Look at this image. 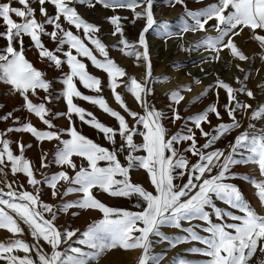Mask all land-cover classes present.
<instances>
[{
    "label": "snow or ice",
    "instance_id": "6c2138e0",
    "mask_svg": "<svg viewBox=\"0 0 264 264\" xmlns=\"http://www.w3.org/2000/svg\"><path fill=\"white\" fill-rule=\"evenodd\" d=\"M33 2L38 3L43 21L37 20V9L32 6ZM155 2L95 0L104 8L132 10L133 23L136 19H145V26L139 32L138 39L130 41L121 23L127 17H107L113 26L111 35L119 37L111 47L122 55L134 57L137 66H140L141 61L144 64V78L138 81L128 76L126 70L110 57L109 46L98 35L100 27L83 19L73 6L86 4L92 7L93 0H0V24L4 28L0 31V39L6 41V46L0 50V82L8 84L13 92L19 94L24 102L23 109L45 125L44 129H38L30 121H22L21 117L14 115V111L19 109L0 116V121H12L11 126L0 131V228L24 235L21 223L6 211L10 210L27 226L35 241L30 244L23 239H15L0 243V260L6 261V264H92L106 250L117 246L124 250H141L137 264H160L166 250L154 253L152 250L156 244L167 242L170 247H175L193 241L203 247L193 246L185 251L207 259L194 262L178 255L172 258L170 264H252L258 251L261 254L257 258L259 264H264V215H260L245 199L239 186L231 182L238 178L233 169L240 165H256L260 176L264 177V128H257L253 123L264 119V103H258L254 109L252 104L240 100V95L252 100L256 98L244 83L248 75L243 80L237 78L239 87L236 88L217 79L214 85L206 87L190 103L198 101L212 88L223 89L227 96L223 108L230 122H223L218 102H214L201 112L187 117L189 123L168 136L163 123L168 117L148 100L153 94L151 84L167 80L168 77L153 79L146 39L149 30H154L158 37L165 40L189 31H206L205 26L214 19L216 23L213 27L217 34L195 42L192 48L204 47L213 51L216 55L212 59H217L219 52L227 48L233 57L245 61L249 57L238 49L233 37L240 35L245 28L250 29L251 38L264 49V34H260L264 32V0H217L197 11L187 10L184 0H165L170 6L173 3L185 6L184 15L188 19L183 16L180 18L178 32L172 30L174 26L171 22L155 20ZM13 3L20 6H13ZM47 4L54 7V14H49ZM142 6V11H136L137 7ZM13 17L19 18V22ZM65 24L75 28L76 32L66 28ZM48 26H51V31L47 30ZM81 31L83 37L79 35ZM45 36L55 44L54 48L49 49L45 45L42 39ZM25 37L30 38L39 59L47 61L61 73L58 82L63 85L61 95L66 111L53 112L47 106L60 97L55 95L53 81L26 58ZM94 52H98L103 59L98 58ZM80 57L87 58L93 67L107 74V87L113 99L132 118L134 124L130 125L125 115L111 108L102 95H85L78 89L77 81L91 92L103 91L101 79L87 70V65ZM65 65L67 72L63 70ZM174 67L182 65L176 64ZM121 86L134 97L143 109V114L128 107L118 91ZM190 87L181 85L166 93L172 105H178L184 99L181 91L190 90ZM37 90L43 91L45 95L40 97L39 103H34L30 94L37 96ZM216 95L218 101L219 91ZM75 99L97 106L114 118L118 127L105 125L93 113L74 103ZM172 105L169 107L171 119L175 123L183 117ZM237 113H250L248 128L235 137L227 152L214 148L218 140L241 127ZM210 115L220 121L212 127L211 132L205 131L203 127L204 124L211 125ZM60 117L68 120L67 128H58L53 123V120ZM73 117L102 133L112 147L101 146L78 131ZM197 131L200 137L205 138L202 145L199 144ZM11 133L30 134L40 143L56 142L51 161L49 153L42 150L40 168L47 169L55 164L60 171L50 175L41 173V179H37L36 173L39 170L25 156V151L32 145L22 140L9 139ZM117 136L120 138L119 144ZM137 136L142 138V142H136ZM14 143L16 150L12 147ZM121 155L124 156V162L120 159ZM77 157L81 160L79 165L74 159ZM191 157L196 158L195 162H192ZM101 162L104 166H101ZM137 169L147 174L151 191L132 181L131 173ZM9 174L13 177L23 174L34 191L30 192L23 184L9 181ZM244 179L254 186L256 197L264 205V179L257 180L247 175ZM177 180L182 183H176ZM61 182L66 186L63 192L58 187ZM41 185H47L52 190L54 199L59 195L61 202L53 205L42 201L39 191ZM97 188L113 197L138 198L135 204L138 210L116 209L105 205L93 194ZM73 193L82 195L76 200H64V197ZM216 201H221L231 210L218 207ZM72 208L98 210L103 218L88 225L84 231L59 228L55 224L58 214L67 213ZM46 214L51 218H46ZM213 215L219 222H213ZM195 220L202 221L203 225H192L191 222ZM182 222H188L190 226L183 227ZM163 228L180 229L186 235L169 236L162 231ZM196 229L207 235H200ZM152 237L158 239L153 240ZM41 240L50 246V253L44 250ZM17 251L25 255L17 256L14 254Z\"/></svg>",
    "mask_w": 264,
    "mask_h": 264
},
{
    "label": "rangeland",
    "instance_id": "374dc122",
    "mask_svg": "<svg viewBox=\"0 0 264 264\" xmlns=\"http://www.w3.org/2000/svg\"><path fill=\"white\" fill-rule=\"evenodd\" d=\"M217 0H184V5H186L187 10L197 11L203 9L210 4L216 3ZM94 6L90 7L86 4H74L73 6L76 8L77 12L85 19L87 22L98 25L101 29V32L98 35L101 36L102 42L109 46V54L110 57L114 59V61L122 68H124L128 74V76L135 77L138 81H142L145 74V67L143 62L141 61L140 66L136 65L134 57H128L122 55L120 51L112 48L113 44H116L119 37H114L111 35V31L113 30V26L108 22L107 17L112 15H119L121 17H127V19H122L121 23L124 26V32L127 39L130 41H136L138 39L139 32L145 26V19L140 18L136 19L133 23L134 14L133 11L127 8L122 9H111L104 8L101 4L95 3L93 0ZM181 4L173 3L171 6L165 2V0H156L153 6L154 18L157 22L168 21L173 24V31L180 30V18L183 16L185 19H188L185 14V6ZM13 6L19 7L20 5L13 3ZM32 6L37 9L36 18L37 20L43 21L44 17L39 14V5L38 3L33 2ZM46 8L49 14H54L55 9L51 4H47ZM142 7H137L136 11H142ZM19 22V18L13 17ZM189 23L191 21L189 20ZM216 21L210 20L208 24L205 26L206 31L196 30L195 32L189 31L183 33L182 36H172L167 38L166 40L157 36L154 30H149L146 33V39L149 45L150 52V60L152 65V77L153 79L157 77L167 76V80H161L160 82H155L151 84V88L153 89V94L148 97L149 103L153 105L156 109L161 110L165 113L168 119L163 121L165 127L167 128L168 136H171L180 128H182L185 124H188L187 117L192 116L193 114L201 112L205 109L209 104L218 102L219 110L221 112V116L223 118V122H230L227 113L225 112L223 105L227 103V96L223 89L212 88L206 95L201 97L195 103H190L193 98L200 95L201 92L204 91L206 87L209 85H214L217 79H221L224 82L229 83L232 87H239L237 84V78L241 80L244 79L245 75H248V79L244 81L247 88L252 90L255 94V99H249L245 95H240L241 101H247L248 103L253 105L255 109L258 103H264V49L261 48L260 44L252 39V31L250 29L245 28L240 35L234 36L233 40L235 45L238 47L240 51L243 52L244 55L249 57L248 60L241 61L236 57L231 55L229 49L224 48L219 52V57L217 59H212L214 55H216L213 51L208 50L204 47H200L198 49H193L192 45L205 38L206 36H215L217 33L214 29ZM66 28H71V30L75 33V28L65 24ZM4 28L2 24H0V31H3ZM48 31H51V26H48ZM260 32V30H257ZM260 34H264V32H260ZM81 37H83V32L79 33ZM45 45L52 49L55 47V44L50 40L49 37H42ZM87 43V41H85ZM6 46V41L0 39V50H2ZM183 46V49L182 47ZM18 47V45H17ZM24 47L26 50V58L33 63V65L42 71H44L47 75V78L52 80L54 83L55 95L60 97L59 99H54L53 102L47 105L52 109L53 112H61L66 111V104L62 98L61 90L63 85L58 82L61 73L56 70L54 67L50 66L47 61H42L39 59L37 50L32 46V42L30 38H24ZM89 47H92L89 45ZM75 54V53H74ZM98 58L103 59L99 56L98 52H94ZM82 61L87 65V70L94 76L101 79L103 82V91L101 93L91 92L87 89H84L82 85L77 81L78 89L85 95H102L108 105L116 111H120L122 115L126 116L130 125L135 122L131 117H128L126 113L120 108V106L113 99L111 91L107 87V74L102 70L96 69L87 60V58L80 57ZM180 64L182 67H174V65ZM239 66V67H237ZM244 69L243 72L240 69ZM64 72H67V65L64 66ZM195 80H199V83H195ZM181 85H191L190 90L184 89L181 91V95H183L184 99L178 105H172V101L166 95L170 91L176 90ZM118 91L123 96L125 102L128 107L136 111L140 114H143V109L140 105L135 101L134 97L126 92L121 86ZM217 91H219V98L217 101ZM37 96H31L30 99L34 103L40 102V97H43L45 93L41 90H37ZM23 99L19 96V94L13 92L10 86L6 83L0 82V116L14 111V109H19L14 111L15 116L21 117L23 120L30 121L34 126L38 129H44L45 125L32 114L27 113L26 110L23 109ZM74 103L78 106L86 109L87 111L93 113L99 121L103 122L105 125L117 128L118 124L114 118L102 112L97 106H94L88 102H85L81 99H75ZM170 105L176 108L179 112L182 120L176 121L173 123L171 119V110ZM249 114L237 113V118L240 120L241 127L238 129H234L230 134L222 137L220 140L216 142L214 148H218L227 152L229 150V146L234 142V139L237 135L242 133L248 128ZM211 125L204 124L203 127L205 131L211 132L212 127L217 125L220 121L216 119L214 115H210ZM75 122V126L82 134L86 137L92 139L94 142L100 144L101 146L111 148L112 145L104 139L102 133L97 131L95 128L89 127L87 124H83L79 119L73 117ZM53 123L58 128H67L68 120L64 117L57 118L53 120ZM256 124L257 128H264V119H260L258 121H253ZM12 125V121H0V131L6 129L7 127ZM141 130H143L141 128ZM197 137L199 140V144L205 143V138L200 137L199 131H197ZM9 139L13 141L22 140L25 144H31L32 147L25 151V156L32 161L33 165L39 171L36 173L37 179H41V173L52 174L60 171V168L55 164H52L50 168L41 169L40 168V156L43 151H47L49 153V160L52 159V153L55 151L56 142H48L44 141L43 143L37 142L34 137L27 133H11L8 136ZM64 138H68L65 136ZM117 143L119 144L120 138L117 136ZM136 142H142V138L137 136ZM186 146V145H185ZM13 149L16 150L15 143L12 145ZM17 154L18 150H17ZM143 154V153H138ZM190 155V154H189ZM76 163L79 165L81 160L80 158H74ZM120 159L124 162V156L121 155ZM195 157H191L192 162H195ZM101 166L103 162H101ZM238 178L234 181H231L239 186L244 197L248 200L253 208L260 214L264 215V205L260 203L258 198L255 195L256 189L254 186L248 181L245 180L244 177L251 176L257 180L264 179L259 174L258 167L253 164L248 165H240L236 166L233 169ZM70 174L71 170H68ZM215 171V170H214ZM131 179L134 183L142 184L146 189L152 190L150 186V182L148 180L147 174L143 170H135L131 173ZM9 181H15L16 184H23L25 189L33 192L34 189L32 186L27 184V178L23 174H17L13 177L11 174L8 176ZM186 180V178H185ZM176 183H182V181L177 180ZM59 191L63 192L65 189V185L63 182L58 186ZM40 191V199L46 203L57 205L61 202V198L58 195L55 199L52 196V190L47 185L39 186ZM93 194L96 199L103 202L105 205L116 208V209H125L130 211H137L135 208V204L138 202V198H124V197H113L104 193L100 189H94ZM82 194L73 193L64 197V200L71 201L78 199ZM218 207H221L226 210H231L227 205L223 204L221 201H216ZM10 215H13L14 218L17 219L18 223H21V226L24 228V235L20 236L18 234L10 233L7 229L0 228V243H8L15 239H23L24 241L32 244L35 243L30 233L28 232L27 226L23 225L22 222L19 221V218L15 216V213H12L10 210ZM234 211V210H233ZM75 212L76 215H72ZM46 218H51L47 216ZM103 214L98 210L92 209H80V208H72L69 209L67 213L60 212L57 216L55 224L63 229H80L84 231L87 229L88 225L92 224L96 220L102 219ZM213 222L216 221L215 216L212 217ZM183 227H189L190 224L188 222H182ZM192 225L201 224L202 221L195 220L191 222ZM200 235H207V233L201 232L199 229H196ZM165 234L172 235H186L180 231V229L176 228H163L162 229ZM138 234V233H136ZM153 240L158 238L152 237ZM40 244L43 245V248L46 252L50 253V246L45 244L43 240L40 241ZM203 247L198 242H190V243H180L175 247H170L167 242H161L156 244L153 248L154 253H160L162 250L165 251V255L163 259L160 261V264H170V261L173 257H183L187 260L194 262H202L207 259L202 255L192 254L186 252L185 249L190 247ZM17 256H24L25 253L17 251L14 252ZM33 258H35L34 253L32 254ZM141 255V250H124L117 246L115 249L106 250L101 256L92 262V264H137L138 258ZM261 254L259 251L256 253V256L253 258L252 264H259L257 258H259ZM200 259V260H199ZM0 264H6V261L0 260Z\"/></svg>",
    "mask_w": 264,
    "mask_h": 264
},
{
    "label": "bare ground",
    "instance_id": "6f19581e",
    "mask_svg": "<svg viewBox=\"0 0 264 264\" xmlns=\"http://www.w3.org/2000/svg\"><path fill=\"white\" fill-rule=\"evenodd\" d=\"M200 260V259H199Z\"/></svg>",
    "mask_w": 264,
    "mask_h": 264
}]
</instances>
